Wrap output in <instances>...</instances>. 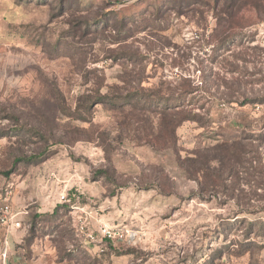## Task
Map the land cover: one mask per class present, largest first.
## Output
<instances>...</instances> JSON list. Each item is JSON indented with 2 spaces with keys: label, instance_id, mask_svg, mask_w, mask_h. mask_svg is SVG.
<instances>
[{
  "label": "rangeland",
  "instance_id": "1",
  "mask_svg": "<svg viewBox=\"0 0 264 264\" xmlns=\"http://www.w3.org/2000/svg\"><path fill=\"white\" fill-rule=\"evenodd\" d=\"M172 5L0 0V192L27 213L0 264H264V0ZM157 9L122 41L115 14ZM188 88L209 113L174 134L91 103Z\"/></svg>",
  "mask_w": 264,
  "mask_h": 264
},
{
  "label": "trees",
  "instance_id": "2",
  "mask_svg": "<svg viewBox=\"0 0 264 264\" xmlns=\"http://www.w3.org/2000/svg\"><path fill=\"white\" fill-rule=\"evenodd\" d=\"M131 1V0H128ZM169 3H173L171 7H186V3L188 0H166ZM119 4L123 2H118ZM114 17L119 23V29H115L118 34H121L122 41L123 39L131 36L133 32H143L146 29L150 27L152 22L158 21L161 18L164 17V14L161 13L160 9L156 10L155 13L152 15V20L148 21L145 19V17H141L139 19H127L125 18H118V15L115 14ZM109 27V26H108ZM194 91H196V88H188L183 90H178L175 93H173L168 98H158L154 94H148L144 96L138 95L136 92L128 93L125 95L124 98H122L123 102H120V99L116 98L115 96H109L106 94H99L91 103L96 104H104L105 106H108V108L111 109V111L116 112L117 108L125 107L126 114H128L130 111L134 109H141L142 111H149L152 107L159 110L162 114L161 118V126L164 129H167L169 132L174 134L177 130V128L183 123V122H195L201 126L204 125L205 119L208 116V110H205L203 112H200L203 110L202 106L198 107L199 112H195L193 108L191 110H186L187 106L189 105H195L194 101L192 99L187 100L188 95H191ZM88 102H86V105H83V103L79 104L76 109V117L75 120H79L81 122H87V118H85V115L88 114L89 105H87ZM81 105V106H80ZM125 111V110H123ZM198 154L195 153V157L187 159L189 162H191L192 166H198L201 165V171L203 170L204 162L202 160H199V157H197ZM217 259V258H215Z\"/></svg>",
  "mask_w": 264,
  "mask_h": 264
},
{
  "label": "built area",
  "instance_id": "3",
  "mask_svg": "<svg viewBox=\"0 0 264 264\" xmlns=\"http://www.w3.org/2000/svg\"><path fill=\"white\" fill-rule=\"evenodd\" d=\"M12 195L10 189H5L3 192H0V228L7 235L12 230L21 227L20 217L27 214L25 211H17L14 209ZM60 199L63 202H68L64 195H61ZM104 235L108 238L112 237L111 232L107 230L104 231Z\"/></svg>",
  "mask_w": 264,
  "mask_h": 264
},
{
  "label": "crops",
  "instance_id": "4",
  "mask_svg": "<svg viewBox=\"0 0 264 264\" xmlns=\"http://www.w3.org/2000/svg\"><path fill=\"white\" fill-rule=\"evenodd\" d=\"M1 229V228H0ZM2 230V229H1Z\"/></svg>",
  "mask_w": 264,
  "mask_h": 264
}]
</instances>
